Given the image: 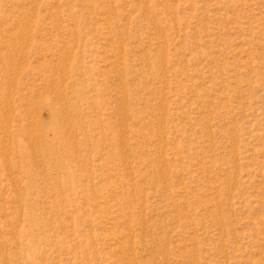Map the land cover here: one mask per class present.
<instances>
[{"label": "rangeland", "instance_id": "374dc122", "mask_svg": "<svg viewBox=\"0 0 264 264\" xmlns=\"http://www.w3.org/2000/svg\"><path fill=\"white\" fill-rule=\"evenodd\" d=\"M0 264H264V0H0Z\"/></svg>", "mask_w": 264, "mask_h": 264}]
</instances>
